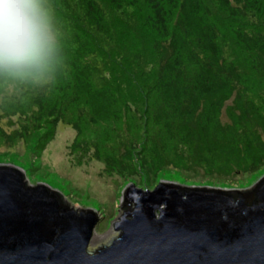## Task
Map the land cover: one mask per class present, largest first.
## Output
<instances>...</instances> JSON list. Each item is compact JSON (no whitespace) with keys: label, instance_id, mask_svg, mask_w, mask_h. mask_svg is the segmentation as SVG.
<instances>
[{"label":"trees","instance_id":"obj_1","mask_svg":"<svg viewBox=\"0 0 264 264\" xmlns=\"http://www.w3.org/2000/svg\"><path fill=\"white\" fill-rule=\"evenodd\" d=\"M45 6L61 56L53 72L0 73L1 158L36 136L45 150L64 124L77 132L74 152L93 151L125 180L171 169L231 181L264 168V0ZM248 71L263 83L250 88ZM151 126L145 143L130 141ZM89 129L98 142L85 139Z\"/></svg>","mask_w":264,"mask_h":264},{"label":"water","instance_id":"obj_2","mask_svg":"<svg viewBox=\"0 0 264 264\" xmlns=\"http://www.w3.org/2000/svg\"><path fill=\"white\" fill-rule=\"evenodd\" d=\"M26 180L0 166V264H264V179L252 199L242 193L253 190L131 185L123 210L133 211L116 225L119 238L96 253L88 248L97 214Z\"/></svg>","mask_w":264,"mask_h":264},{"label":"rangeland","instance_id":"obj_3","mask_svg":"<svg viewBox=\"0 0 264 264\" xmlns=\"http://www.w3.org/2000/svg\"><path fill=\"white\" fill-rule=\"evenodd\" d=\"M249 87L263 83L252 71H248ZM143 116V114L139 115ZM226 119V116H224ZM6 122L3 123L5 125ZM17 127V124H14ZM155 128L149 132L135 130L131 133L130 141L145 143L146 135H152ZM94 133V134H93ZM42 136H36L34 145L27 149V144L19 143L16 151L9 152L7 158L0 157V166L15 167L26 174V182L34 189L46 186L60 193L64 201L76 211H91L100 219L94 231L88 250L96 253L110 246L119 238L116 225L127 214L123 210L124 194L131 185L137 189L154 192L162 182L176 184L185 189H213L223 192H249L254 190L264 179V168L252 176L241 177L237 180L223 181L210 178L203 172L199 175L182 172L181 170H164L157 178L125 180L118 175H109L104 161L93 158V151L74 152L72 146L77 138V132L71 127L61 124L54 140L45 150L36 149ZM85 139L98 142L96 129H89ZM84 140V137L81 138ZM80 140V141H81ZM107 152L110 147H106ZM134 209V206H132ZM133 211V210H132Z\"/></svg>","mask_w":264,"mask_h":264},{"label":"clouds","instance_id":"obj_4","mask_svg":"<svg viewBox=\"0 0 264 264\" xmlns=\"http://www.w3.org/2000/svg\"><path fill=\"white\" fill-rule=\"evenodd\" d=\"M46 0H0V73L53 72L61 56Z\"/></svg>","mask_w":264,"mask_h":264}]
</instances>
